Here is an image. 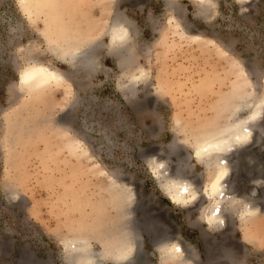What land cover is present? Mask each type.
Here are the masks:
<instances>
[{
    "label": "rangeland",
    "instance_id": "374dc122",
    "mask_svg": "<svg viewBox=\"0 0 264 264\" xmlns=\"http://www.w3.org/2000/svg\"><path fill=\"white\" fill-rule=\"evenodd\" d=\"M53 1L0 0V264H87L70 260L71 242L110 253L123 233L135 264H264V117L232 157L239 200L219 231L205 224L210 171L195 157L241 98L264 94V0H213L208 11L198 0ZM116 19L127 46L112 43ZM74 41L92 42L91 72L60 52ZM35 62L65 80L27 87ZM156 162L192 180L197 201L173 202ZM248 202L259 210L242 219ZM168 243L189 259H165Z\"/></svg>",
    "mask_w": 264,
    "mask_h": 264
},
{
    "label": "bare ground",
    "instance_id": "6f19581e",
    "mask_svg": "<svg viewBox=\"0 0 264 264\" xmlns=\"http://www.w3.org/2000/svg\"><path fill=\"white\" fill-rule=\"evenodd\" d=\"M27 1L34 4L38 3L42 7L50 6L51 9L54 5L53 0H24V2ZM212 1L213 0H198L205 11H208L211 8ZM57 10L58 8H56V11ZM57 14L58 13H56V15ZM111 32L112 43L114 45H119L120 47L125 45L127 46L131 37L130 28L128 25H126L123 21L116 19L112 25ZM91 44H89L90 47L88 49H82L83 45L79 43L77 44V42L74 41V43L68 45V47H62V44L59 46V49L65 57L71 61H77L81 65L82 69L91 72L97 66L93 54L94 47ZM56 49H58V46ZM128 59L129 58L126 60L128 61ZM65 75L54 70L46 64L35 62L25 70L22 75V79L27 87L33 88L39 87L41 84L51 85L52 83L62 82L66 78ZM137 79L138 76L133 75V85L137 84ZM256 94L257 93H255V91H252L248 98H244L243 100L241 98V100L238 101V103L235 105L232 119L224 128L216 132L208 133L197 141L195 157L210 171L208 172L210 174V181L206 185L205 189V194L211 200L212 204L209 213L205 217V224H207L208 229H217L219 231L226 227L227 222L224 213L225 206H227L229 203L236 205L239 200L235 196L230 195L232 192L230 191L231 189L229 184H227V181L229 180L233 171L234 159H232V157L235 156L240 151V149H246L251 144H253L254 141H256V127L260 122H262L264 117V94L261 96ZM242 111H247V115L241 116L240 112ZM165 164L168 163L156 162V168L154 169L156 170V173H158L161 180L166 183L170 194L169 196H171L172 201L175 203L182 202L185 204H192L193 202L197 201L199 198V190L194 182L190 179L181 180L179 178V180H177L175 177H173V173L171 174V171L168 170V167ZM260 183L262 186H264V180L260 181ZM257 210H259V208L256 204L248 202L243 208L242 217L244 218L242 219L251 216L257 212ZM125 234L127 233L121 234V237L119 236L120 238L118 240L116 239L117 241L111 248L112 251H110V253L105 250H94L88 238H82L80 240L78 239V241L71 242L68 246L71 252L69 258L70 260L73 259L74 261H77L83 256L85 257L87 264H104L108 257H112L117 262V264H135L136 262H139L137 251L138 246L136 247L137 243L133 238H129V235ZM135 240L137 241L138 239ZM163 247L166 249L168 256L165 257L164 255L165 259L168 258L174 261H186L189 259L188 255L185 253V249L182 248L178 243H168ZM227 255L229 256V254Z\"/></svg>",
    "mask_w": 264,
    "mask_h": 264
}]
</instances>
